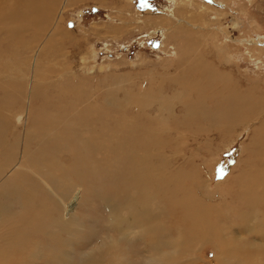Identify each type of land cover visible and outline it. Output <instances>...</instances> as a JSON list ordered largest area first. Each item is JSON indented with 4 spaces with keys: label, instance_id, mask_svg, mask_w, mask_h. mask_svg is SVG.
Here are the masks:
<instances>
[{
    "label": "bare ground",
    "instance_id": "1",
    "mask_svg": "<svg viewBox=\"0 0 264 264\" xmlns=\"http://www.w3.org/2000/svg\"><path fill=\"white\" fill-rule=\"evenodd\" d=\"M32 1L39 4L37 8L42 12L49 7L48 0ZM175 2V5H178V1ZM25 3H28V0H21L20 3L18 1L7 16L0 15V20L11 22L12 15L19 9H23L21 6ZM161 14L164 20L167 19L166 23L161 25L171 26L170 19L176 18V14L173 11L170 14ZM199 20L201 21V18ZM4 29L8 30L7 35L12 41L24 33V28L20 26H4ZM161 30L154 34L157 35L162 32ZM177 30L179 29H173L168 35V38L173 35L177 39L171 48V54L181 56L178 60L180 67H185L187 63L186 69L190 70L186 75L180 76L181 78L169 77L167 89L169 93L162 88L159 93L140 91L132 98L126 94L122 100L124 105L120 106L119 99L114 100L111 92H108L103 101L117 110L106 112L101 116L96 109L90 108L96 104L86 99L89 98L87 93L82 92L85 89H79L81 86H78L77 101L74 100V106L79 110L76 113L77 121L74 122L69 113L62 111L58 120L63 119L66 130L58 135L53 132L52 124L49 125L51 111L43 114L41 111L39 114L44 116L41 118L37 113H32L28 120V127L22 134L23 143L19 152H16L18 139L8 137L11 135L10 121L0 115V154L2 153L3 158L1 164L3 166L0 165V264L11 260L10 254L14 255L18 264L27 260L26 258L33 257L31 254H26L24 248L30 245L34 234L44 236L53 244L52 253L41 252L46 257V262L51 264H115L114 259L109 260L107 255L103 256L100 247L86 253V245L88 241L89 243L91 241L89 237L93 238L94 233L86 237V231L82 230L86 224L85 219L76 215L82 200L86 207L87 200H94L95 204L99 202L103 205L106 220L109 222L108 229H112L119 235L118 240L112 241L107 246L108 250L113 249L112 251L119 253L125 245L131 254V264H143V262L145 264H183L180 258L187 252L188 245H194L195 241L206 245L213 238L219 237L220 229L218 224L214 223V217L223 216L217 211L215 214L214 209L208 205L217 193L211 191L208 180L196 173L193 174L188 169L175 166L168 157L162 154L155 155L152 150H165L172 140L173 142L176 140L173 139V135L180 134V129L200 131L201 129L198 128L203 124L208 126L207 132L214 129L223 140L229 132L235 131L237 126H242L245 131H249V126L254 127L249 142L238 151L244 168L240 174L233 176L237 189L230 191V196L232 200L235 198L239 201L241 206L237 209H243L235 215L239 224H242L235 231L243 230L248 235L255 233L262 237L258 241L264 242V221H258L257 213L259 208L264 209V142L261 141L264 135L259 132L260 129L255 128L253 123L256 114L249 100L252 92L248 89L244 92L234 88L233 85L230 86L232 79L228 74L225 75L213 69L212 66L206 65V61L203 62L199 59L200 57L197 58L194 52L198 41L195 42L192 39L194 36ZM14 33L17 35L14 36ZM198 38L203 37L198 36ZM17 48L20 49V43ZM24 48L28 49L29 45L25 44ZM34 54L36 56V53ZM10 66L12 65L9 62L7 67ZM12 76H15V73H12ZM33 77L35 81H30L32 92L28 97L29 102L45 98V94L40 93L35 83L36 76L33 75ZM11 82L0 83V87L3 88L0 100H9L7 103L10 105L13 104L10 100L11 93L5 88L13 85L20 86L18 90L20 97L25 84V82L20 84ZM181 82H184L185 90L177 91L176 86L181 87ZM217 83L220 85L219 88L216 86ZM65 84H69L68 81ZM188 84L191 91L187 87ZM48 85L51 86L52 83L45 84V86ZM56 86V84L53 85V87ZM58 86L63 87V84L59 83ZM173 90L177 92H174L172 96ZM160 93L167 95L159 96ZM193 93L196 97H193ZM255 97L259 100L263 98L256 94ZM210 101L217 107L208 106L207 102L210 103ZM177 103L182 105L181 116L176 114L177 110L174 106ZM259 108L260 113L256 111L257 115L264 112V103ZM120 113L123 116L121 121L117 117ZM163 124H172L175 127L168 128ZM47 125L49 127H46ZM194 125L199 126L196 128L197 126ZM194 127L197 130L193 129ZM85 133L89 136L81 140L79 135ZM118 133H122V139L113 143ZM133 145L140 146L138 152L130 150ZM72 147H74L73 152H71ZM32 148L37 151L31 150ZM99 155L102 156L101 159H98ZM110 160L114 161V164L108 163ZM171 167L176 171L171 172ZM56 173H60V176L56 177ZM72 178L78 179L79 183ZM228 180L229 178L226 182ZM148 192H151L152 196ZM84 193L85 195L82 196ZM158 200L165 205L158 214H154L150 208ZM230 203L232 204V201ZM45 205H49L50 208L45 210ZM248 209L250 211L247 212ZM169 214L176 215L175 222L181 221L183 226L185 222L190 225V228L184 226L185 228H179L178 232L175 230L177 236L174 240L164 238L163 234L166 236L169 231H166V226L162 227L160 223H157L159 219L168 217ZM27 215L31 216V220H37L38 224H33V221L26 218ZM62 235L68 238H63ZM138 242L141 246H138ZM141 248H143L142 252H140ZM2 258L4 261H1ZM228 263L229 261L223 262V264Z\"/></svg>",
    "mask_w": 264,
    "mask_h": 264
},
{
    "label": "rangeland",
    "instance_id": "2",
    "mask_svg": "<svg viewBox=\"0 0 264 264\" xmlns=\"http://www.w3.org/2000/svg\"><path fill=\"white\" fill-rule=\"evenodd\" d=\"M18 1L21 2V0L1 1L0 15L7 16ZM175 1L48 0L49 7L42 12L37 8L38 3L28 0V3L21 6L23 9H19L12 15L11 22L2 20L3 23L0 20V76L2 77H0V83L12 81L13 84H20V82H25L20 97L18 93L20 86L13 85L5 88L11 93L12 105L7 103L9 101L7 99L0 100V115L11 123V135L8 137L18 139L16 152L21 149L22 134L28 127V120L32 113H37L41 118L44 117L39 114L41 111H43L42 114L51 111L49 125L52 124L53 132L58 135L66 130L63 119L58 120L62 111L66 114L69 113L74 122L77 121L76 113L79 110L75 108L74 100L77 101L79 92L76 88L80 86L79 89H85L82 92H86L89 97L86 99L96 104L90 108L96 109L98 115L101 116L106 112L117 110L111 104L104 103L103 98L108 92H111L114 100L118 98L120 106H123L122 100L126 94L132 98L137 96L140 91L159 93L162 88L167 90L170 82L169 77L181 78L180 76L186 75L190 70L186 69L187 63H185V67H180L181 64L178 63V60L181 56L171 54V48L177 40L173 35L168 38L173 29H179L177 31L181 33L192 34L191 36H194L192 39L195 42L198 41L194 52L197 54V58L200 57V60L206 61V65L212 66L213 69L219 70L225 75L228 74L232 79L230 86L233 85L234 88L244 92L247 89L252 92L249 100L256 114H253L255 116L253 123L255 128L260 129L259 132L264 135V127H262L264 112L257 115L260 113L259 107L264 103L262 101L264 100V0H177L178 5H175ZM181 1H184L185 4ZM171 10L176 14L177 19L173 17L170 19L172 27L162 26L161 24H165L167 19L164 20L161 13L170 14ZM196 16H198L197 19ZM200 18L201 21H198ZM4 26H20L24 28V33L12 41ZM158 30L162 32L155 35L154 33ZM52 33L54 34L51 35ZM150 34L153 36L151 37ZM15 35L17 34L14 33ZM197 35L203 38L199 39ZM19 43L20 49L17 48ZM25 44L29 45L28 49L24 48ZM191 47L193 46L191 45ZM14 61L15 63H13ZM9 62L12 65L11 68L7 67ZM12 73H15V76H12ZM33 75L36 76L35 83H37L40 93L45 94L44 97L47 100L42 98L39 101L29 102L28 97L32 92L30 81H35ZM67 81L69 84H65ZM48 82L52 85L45 86ZM59 83H62L63 87L58 86ZM183 83L181 82V87L177 88L176 86L177 91L185 90ZM55 84L57 86L53 87ZM216 86L219 88V83ZM187 87L190 91L192 90L189 84ZM2 89L0 87V98H2ZM176 90L171 91L172 96L174 92H177ZM167 92L169 93V90ZM255 94L263 96V98L259 100ZM166 95V93L159 94V96ZM195 95L193 97H196ZM207 104L210 107L213 106L212 101ZM174 107L177 110L176 114L181 116L182 105L177 103ZM215 107L217 105L212 108ZM117 117L121 121L123 116L120 113ZM163 125H167L168 128L175 127L172 124ZM196 126L198 128L199 125ZM200 126L198 129L203 131H188L182 128L180 134L173 135V139L176 140L174 142L172 140L165 150H152L155 155L162 154L164 157H168L175 166L188 169L193 174L196 173L208 180L211 191L217 193L212 201L208 202V205L214 209L215 214L217 211L223 216L217 218L216 215L214 217V223L218 224L220 229L219 237L213 238L206 245L197 241L194 245H188L187 252L180 260L183 264L185 262L186 264H223L224 261H229L228 264H264V242L258 241L262 237L255 233L248 235L240 229L239 232L235 231L239 225H242L239 224L235 215L243 209H237L241 206L239 201L234 197L232 200L230 196V191L237 189L233 182V176L240 174L244 168L238 151L249 142L254 127L249 126V131H245L242 126H237L236 132H229L226 139L223 140L214 129V131L207 132L209 129L207 125ZM195 127L193 129H196ZM121 135L122 133H118L113 143L120 141ZM88 136L87 133L79 135L81 140L87 139ZM261 141L264 142V139L262 138ZM139 149L140 146L136 145L130 148L132 152H138ZM31 150L37 151L35 148ZM73 151L74 147L71 149V152ZM60 153L63 155L62 152ZM101 158L102 156L99 155L98 159ZM2 160L1 153L0 165ZM108 163L114 164V161L110 160ZM172 171L176 170L171 167ZM55 176L59 177L60 173H56ZM227 178L229 180L226 182ZM72 179L79 183L78 179ZM148 194L152 196L151 192ZM84 195L85 193L82 196ZM86 203L87 207L83 200L80 202L76 214L81 219H85L86 224L84 223L82 230L86 231V237L95 234H93V238L89 237L91 241L90 243L88 241L86 245V253L100 247L103 256L107 255L109 260L114 259L115 264L116 258L117 264H131V254L125 245L122 246L119 253L112 251L113 249L108 250L107 246L120 237L112 229H108L109 222L106 220L103 205L99 202L95 204L94 200H87ZM163 205L165 204L158 200L151 205L150 209L154 214H158ZM44 207L45 210L50 208L49 205ZM246 211L248 212L250 209ZM257 213L259 214L258 221H264V209L259 208ZM27 216L29 217H26L27 219H32L31 216ZM175 217L176 215L169 214L168 217H163L164 220L159 219L157 222L162 227H167L166 231L169 232H166V236L163 234L167 240L176 239L175 230L178 232V229H184V226L190 228V225L185 221L184 226L181 221L175 222ZM31 221L35 225L38 224L37 220ZM229 221L231 222L229 223ZM171 222L173 223L171 224ZM54 232L58 231L54 230ZM237 233H239L238 236ZM62 236L68 238L65 235ZM138 246H141L139 242ZM24 250L26 254H31L33 257L26 258L27 260L19 264H51L46 262V257L41 252L52 253L54 246L44 236L32 235L30 245ZM142 251L143 248L140 249V252ZM75 254L80 255L79 253ZM10 255L12 261L8 260L5 264H9L10 261V264H18L14 255ZM75 259L77 260L76 257ZM108 259H106L107 263H109ZM1 261L4 259L2 258Z\"/></svg>",
    "mask_w": 264,
    "mask_h": 264
}]
</instances>
